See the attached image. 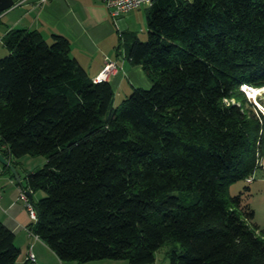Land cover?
<instances>
[{
	"label": "trees",
	"instance_id": "16d2710c",
	"mask_svg": "<svg viewBox=\"0 0 264 264\" xmlns=\"http://www.w3.org/2000/svg\"><path fill=\"white\" fill-rule=\"evenodd\" d=\"M146 23L145 41L121 39L150 84L116 107L69 37L4 36L0 151L46 159L21 184L44 192L28 227L63 261L152 264L165 246L170 264H264L254 211L229 189L264 155L241 89L264 84V0H153ZM19 254L0 220V264H32Z\"/></svg>",
	"mask_w": 264,
	"mask_h": 264
},
{
	"label": "crops",
	"instance_id": "0c3cea01",
	"mask_svg": "<svg viewBox=\"0 0 264 264\" xmlns=\"http://www.w3.org/2000/svg\"><path fill=\"white\" fill-rule=\"evenodd\" d=\"M120 17L113 19L102 0H23L0 12V44L4 47V36L11 29H36L48 41L53 33L63 34L71 40L70 53L90 77L94 78L103 70L106 60L115 61L117 69L109 74L107 80L111 82L114 93L122 92L125 96L132 87H148L150 82L142 67L133 64L126 55L121 32L127 27V22ZM44 159L40 164L24 168L22 158H11L20 183L0 163V220L15 233V243L20 248L18 262L26 259L27 248L31 244L35 255L32 264H106V259L82 263L63 261L43 240L30 235L27 227L31 221L25 201L18 198V191L26 182V174L41 166Z\"/></svg>",
	"mask_w": 264,
	"mask_h": 264
},
{
	"label": "rangeland",
	"instance_id": "374dc122",
	"mask_svg": "<svg viewBox=\"0 0 264 264\" xmlns=\"http://www.w3.org/2000/svg\"><path fill=\"white\" fill-rule=\"evenodd\" d=\"M150 4H142L136 8L130 9L124 12L120 18H123L127 22V27L122 30L135 33L140 40L145 41L147 39V23L146 14ZM123 45H121V48ZM7 54L6 48L0 44V57ZM262 87V90L256 96L248 91H244V95L248 100H250L261 113L264 122V84L260 86H254V88ZM130 92V91H129ZM122 92L114 93L112 100V105L114 107L118 106L123 98ZM262 111V112H261ZM264 132V127H263ZM23 167H33L40 164V160L44 159L42 154H26L22 156ZM45 160V159H44ZM41 164L43 162L41 161ZM230 195L240 194L242 198V203L247 204L254 211V217L249 222L251 226L256 225L258 227L259 233H264V155L259 159V167L256 169L254 174L247 177L246 180L242 179L235 181L230 185ZM34 201L39 197L44 195L43 190H37L32 193ZM103 260V259H99ZM104 262L106 264H128L126 259H106ZM152 264H170L166 253V247L163 246L159 248L155 253V261Z\"/></svg>",
	"mask_w": 264,
	"mask_h": 264
},
{
	"label": "built area",
	"instance_id": "2783aa9c",
	"mask_svg": "<svg viewBox=\"0 0 264 264\" xmlns=\"http://www.w3.org/2000/svg\"><path fill=\"white\" fill-rule=\"evenodd\" d=\"M22 1L23 0H14V3H21ZM102 2L105 5V7L108 9L112 18L116 20L120 15H122L124 12L130 9L136 8L146 3H149L151 5L153 0H102ZM116 69H117V65L115 61L106 60L103 70L98 75H96L93 79L94 80L107 79L109 74L113 73ZM250 88L251 86L246 83H243L241 85V89L244 91ZM26 190L27 188H24L21 186L18 191V198L23 199L25 201V207H26L27 214L29 216L30 221L33 223L37 220V210L34 204L29 200L28 196L26 195V192H25ZM27 228H28L30 235L39 239V237L35 233H33V231L29 227ZM26 259L29 261H34L35 259V255L32 250L31 244L27 248Z\"/></svg>",
	"mask_w": 264,
	"mask_h": 264
},
{
	"label": "water",
	"instance_id": "95a60500",
	"mask_svg": "<svg viewBox=\"0 0 264 264\" xmlns=\"http://www.w3.org/2000/svg\"><path fill=\"white\" fill-rule=\"evenodd\" d=\"M13 4H14V0H0V12L8 9ZM0 163L3 166L8 167L10 169L11 173L14 175V178L20 183V178H19L15 164L12 161H10V159L6 158L4 156V154H2L1 151H0ZM25 192H26V195L28 196L29 200L34 204L36 210L38 211V205L36 203H34V201H33L32 192L28 189Z\"/></svg>",
	"mask_w": 264,
	"mask_h": 264
},
{
	"label": "bare ground",
	"instance_id": "6f19581e",
	"mask_svg": "<svg viewBox=\"0 0 264 264\" xmlns=\"http://www.w3.org/2000/svg\"><path fill=\"white\" fill-rule=\"evenodd\" d=\"M262 90V87L260 88V87H256V88H254L253 86H251V88L250 89H248L247 91H248V93H249V91H250V93H252L253 95H257V94H259L260 93V91Z\"/></svg>",
	"mask_w": 264,
	"mask_h": 264
}]
</instances>
